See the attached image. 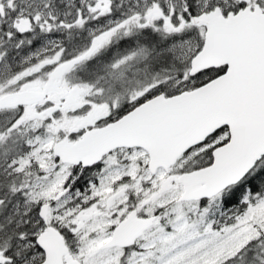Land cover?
<instances>
[{"label": "snow or ice", "instance_id": "obj_1", "mask_svg": "<svg viewBox=\"0 0 264 264\" xmlns=\"http://www.w3.org/2000/svg\"><path fill=\"white\" fill-rule=\"evenodd\" d=\"M0 264H264V0H0Z\"/></svg>", "mask_w": 264, "mask_h": 264}]
</instances>
